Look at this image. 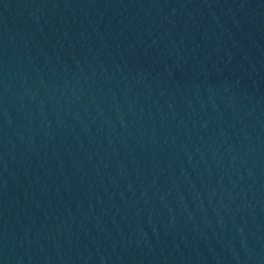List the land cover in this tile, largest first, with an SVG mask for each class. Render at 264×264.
<instances>
[{
	"label": "water",
	"instance_id": "obj_1",
	"mask_svg": "<svg viewBox=\"0 0 264 264\" xmlns=\"http://www.w3.org/2000/svg\"><path fill=\"white\" fill-rule=\"evenodd\" d=\"M0 264H264V0H0Z\"/></svg>",
	"mask_w": 264,
	"mask_h": 264
}]
</instances>
